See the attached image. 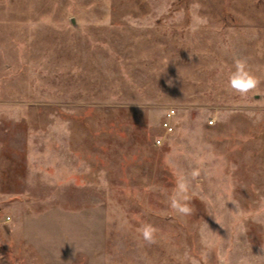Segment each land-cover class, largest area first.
Here are the masks:
<instances>
[{
  "label": "rangeland",
  "instance_id": "374dc122",
  "mask_svg": "<svg viewBox=\"0 0 264 264\" xmlns=\"http://www.w3.org/2000/svg\"><path fill=\"white\" fill-rule=\"evenodd\" d=\"M261 245L264 0H0V264H264Z\"/></svg>",
  "mask_w": 264,
  "mask_h": 264
},
{
  "label": "clouds",
  "instance_id": "9594fccd",
  "mask_svg": "<svg viewBox=\"0 0 264 264\" xmlns=\"http://www.w3.org/2000/svg\"><path fill=\"white\" fill-rule=\"evenodd\" d=\"M234 68L235 70L229 77V85L235 93L246 96L258 88L261 80L249 69L246 60L237 59L234 62ZM167 83L171 86L172 80H168ZM198 175L199 173L196 171L192 173L193 178ZM191 199V184L189 179L187 177L179 178L174 192L169 197L170 207L180 215H190L193 212V207L190 204ZM140 231L143 240L147 244L156 243L155 233L157 229L153 225L145 224ZM260 250L264 253V245L260 246ZM236 264H249L248 258L242 256L237 260Z\"/></svg>",
  "mask_w": 264,
  "mask_h": 264
},
{
  "label": "built area",
  "instance_id": "2783aa9c",
  "mask_svg": "<svg viewBox=\"0 0 264 264\" xmlns=\"http://www.w3.org/2000/svg\"><path fill=\"white\" fill-rule=\"evenodd\" d=\"M174 112H175V109L174 107H169L167 108L161 119H160V126L161 128L164 130V132L166 133H169L173 130L174 128V125H173V122H172V117L174 115ZM155 142L156 143H160L161 142V138L160 137H156L155 138Z\"/></svg>",
  "mask_w": 264,
  "mask_h": 264
}]
</instances>
